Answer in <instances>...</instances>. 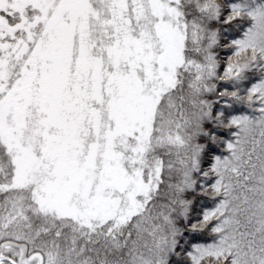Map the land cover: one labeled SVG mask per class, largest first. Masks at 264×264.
Returning <instances> with one entry per match:
<instances>
[{"label": "snow or ice", "instance_id": "snow-or-ice-1", "mask_svg": "<svg viewBox=\"0 0 264 264\" xmlns=\"http://www.w3.org/2000/svg\"><path fill=\"white\" fill-rule=\"evenodd\" d=\"M0 264H264V0H0Z\"/></svg>", "mask_w": 264, "mask_h": 264}]
</instances>
